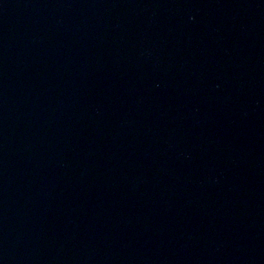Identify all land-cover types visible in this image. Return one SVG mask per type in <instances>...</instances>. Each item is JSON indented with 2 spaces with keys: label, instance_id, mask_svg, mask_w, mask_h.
Segmentation results:
<instances>
[{
  "label": "water",
  "instance_id": "obj_1",
  "mask_svg": "<svg viewBox=\"0 0 264 264\" xmlns=\"http://www.w3.org/2000/svg\"><path fill=\"white\" fill-rule=\"evenodd\" d=\"M0 264H264V0H0Z\"/></svg>",
  "mask_w": 264,
  "mask_h": 264
}]
</instances>
